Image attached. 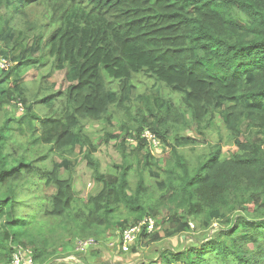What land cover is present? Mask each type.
<instances>
[{"label": "trees", "instance_id": "obj_1", "mask_svg": "<svg viewBox=\"0 0 264 264\" xmlns=\"http://www.w3.org/2000/svg\"><path fill=\"white\" fill-rule=\"evenodd\" d=\"M35 6L43 20L23 22ZM2 61L10 66L0 68V264L19 247L34 264L66 259L62 237L126 230L147 217L155 232L139 239L155 242L163 212L173 234L190 233L193 223L218 229L199 246L160 251L150 264H264V0H0ZM29 69L64 72L68 87L55 93L43 76L39 107L30 105ZM142 74L180 99L141 95L134 116L133 80ZM13 105L26 114L16 119ZM112 109L133 124L115 146L122 163L105 173L86 125L110 123ZM27 122L38 123L32 133ZM219 123L229 148L211 146L192 163L184 150L199 136L207 142ZM146 131L169 151L164 162ZM118 136L108 133L105 143ZM78 148L103 185L84 208L76 206L75 163L65 158Z\"/></svg>", "mask_w": 264, "mask_h": 264}, {"label": "rangeland", "instance_id": "obj_2", "mask_svg": "<svg viewBox=\"0 0 264 264\" xmlns=\"http://www.w3.org/2000/svg\"><path fill=\"white\" fill-rule=\"evenodd\" d=\"M44 18V8L43 7H32L28 10L26 18L23 22L31 23L42 21ZM8 66L9 63H8ZM48 71H37L35 69H29L24 73V80L29 86L30 93L28 104L39 107L35 104V101L38 96L39 91V82L42 80V77L45 76L47 85H54V92H64L68 83L65 81L64 72H55L51 77H48ZM1 75V72H0ZM135 86L134 95L132 96V101L129 104L131 109V114L137 116L138 108L142 107L141 102L138 100V97L141 95H147L149 97L160 95L174 98L175 101L179 100V95L171 93L167 88H164L162 85L157 83L155 79L148 77L145 74L137 76L133 80ZM112 87L115 90L119 91L118 83L112 82ZM42 95H40V98ZM22 104V103H21ZM38 108H36L37 111ZM8 110L14 115L16 119L24 116L26 114L25 106L22 105H13L9 106ZM35 111V110H34ZM44 111V110H43ZM131 117L124 110L112 109L111 122L107 121L101 122H91L86 125L87 131L91 135L94 144L99 147V153L97 157L100 159L101 170L102 172H107L114 164H121L122 157L119 152L116 150L115 146L118 145L121 139L126 137V127L132 126L133 122L130 121ZM26 126L28 127V132L32 133L34 129L38 126V123L27 122ZM19 134V132H16ZM110 134L112 137L118 136V138L109 139V144L105 143V138L107 134ZM190 136H196L192 130L187 129L183 134ZM223 137L224 141L220 142V138ZM200 144L195 148H188L184 150V153L192 163H196L203 157H205L210 151L211 146H216L221 144L224 150H227V136L224 126L219 123L216 125L214 133L208 138L207 142H204L203 138L199 136ZM153 143V142H152ZM159 143V142H158ZM127 145L129 147H134L136 145L132 137L128 138ZM153 153L159 157L164 162L169 156V151L160 146V144H154ZM48 149L43 148L42 153H47ZM43 154L38 155L37 157L42 156ZM84 153L80 149H76L75 153L72 155H66L65 158L75 163V170L72 174L74 179V187L78 192L79 201H77L76 206H81L84 208V205L87 203L88 198L91 195H96L102 190V184H99L95 178L94 173L91 169L88 168L87 163L83 160ZM51 160H56L61 162V158L58 156H52ZM49 160V161H51ZM161 162V163H163ZM67 177L70 174H66ZM137 183V178L133 177L131 179L132 187L134 188ZM154 183V182H153ZM121 219L127 218L126 211H121ZM167 216L166 212H163L159 216V226L155 233L158 234L159 240L153 242L152 238H141L135 245L128 246L127 249H124L123 246V233L125 230L119 228L112 229L110 231L100 230L98 236L96 237H81V236H72L66 235L62 237L61 241L63 246L58 248V252L64 254L66 259H60L54 257L50 259L48 264H137L140 261H144L145 264H150L153 261L158 259L159 253L162 250H174V251H183L185 249L196 247L201 244H204L207 240L214 237V234L217 232L218 225L214 226V229L203 230L197 224H192V230L188 234H173L169 227L163 223L165 217ZM85 240H94L95 246H88L85 249L79 251L78 244L80 241ZM3 264V263H2ZM7 264V263H5Z\"/></svg>", "mask_w": 264, "mask_h": 264}, {"label": "built area", "instance_id": "obj_3", "mask_svg": "<svg viewBox=\"0 0 264 264\" xmlns=\"http://www.w3.org/2000/svg\"><path fill=\"white\" fill-rule=\"evenodd\" d=\"M0 68L1 69L8 68L7 61H2L0 63ZM144 137L147 138L151 143L153 142L156 145L159 144L150 131H146ZM156 225L157 223L153 218L147 217L138 225L126 229L123 233L124 249L126 250L128 246L134 245L144 232H147L148 234L154 233L156 229ZM95 245L96 243L94 240L80 241L78 244L79 249L77 250L81 251L88 246L92 247ZM10 264H34L32 252L30 250H25L24 248L19 247L16 253L14 254Z\"/></svg>", "mask_w": 264, "mask_h": 264}]
</instances>
